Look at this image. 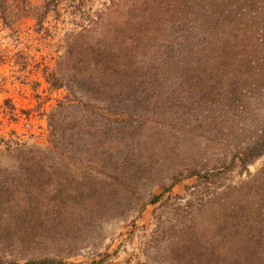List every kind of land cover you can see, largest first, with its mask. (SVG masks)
<instances>
[{
	"label": "trees",
	"instance_id": "trees-1",
	"mask_svg": "<svg viewBox=\"0 0 264 264\" xmlns=\"http://www.w3.org/2000/svg\"><path fill=\"white\" fill-rule=\"evenodd\" d=\"M32 1L0 0V23L27 16ZM63 1L43 0L36 25L60 17ZM115 6L70 32L48 75L67 88L58 110L73 113L69 129L86 124L72 133L85 142L59 144L61 112L49 117L52 147L2 141L16 161L0 163V240L28 249L66 223L71 236L132 198L140 214L139 188L165 193L194 178L155 240L165 239V264H264V0H126L121 20Z\"/></svg>",
	"mask_w": 264,
	"mask_h": 264
},
{
	"label": "rangeland",
	"instance_id": "rangeland-1",
	"mask_svg": "<svg viewBox=\"0 0 264 264\" xmlns=\"http://www.w3.org/2000/svg\"><path fill=\"white\" fill-rule=\"evenodd\" d=\"M42 1L33 0L27 16L17 17L16 11H11L8 26L0 23V163L4 167L13 168L16 152L7 151L3 140L19 139L43 149L52 147L54 137L49 126L52 114L59 118L61 112L62 125L67 129L64 133L57 132L59 144L64 149L81 141V134L72 133L86 127L82 123L69 129L68 119L73 113H68L69 109L58 110V103L64 100L68 90L65 86H54L48 75L50 71H58L70 32L80 31L90 18L95 19L105 10L110 0H83L80 5L77 1V7L73 0L63 1L60 17L51 13L41 29L35 17L40 13ZM115 3L119 6H115L113 10L116 11L110 15L121 20L126 0H115ZM60 67L66 74L64 64ZM76 94L80 97L83 92ZM103 110L107 118V109ZM260 164L258 161L251 165L250 171L255 172ZM195 181L194 178L184 179L165 193L161 187L148 183L136 192L146 203L142 213L138 214L137 200L132 198L130 206L119 214L89 224L71 236L65 233L70 226L66 223V228L49 224V232L37 234L40 240L28 249L20 246L19 241L11 249L0 240V259L19 264L48 257L58 264H143L145 261L165 264L167 254L162 252L165 239L158 246L155 240L157 236L162 237L163 227L175 222L176 205L190 198L189 188ZM159 195L156 203H150L149 200Z\"/></svg>",
	"mask_w": 264,
	"mask_h": 264
}]
</instances>
